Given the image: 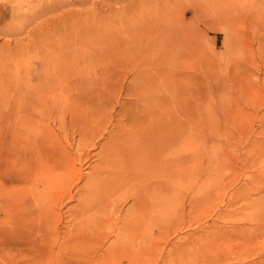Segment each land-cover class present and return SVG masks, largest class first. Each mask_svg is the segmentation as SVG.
<instances>
[{"label":"rangeland","instance_id":"obj_1","mask_svg":"<svg viewBox=\"0 0 264 264\" xmlns=\"http://www.w3.org/2000/svg\"><path fill=\"white\" fill-rule=\"evenodd\" d=\"M14 1L0 0V264H199V256L225 264L259 262L264 256V221L250 218L264 212V201L250 202L264 196V171L259 172L264 167V0H20L22 3L10 12L9 3ZM118 24L127 25L126 39L120 47L84 42L91 30L98 39L105 28L120 32ZM77 30L84 33V40L74 38ZM65 71L70 72V79L64 86ZM186 75L188 80L184 79ZM136 81L139 85H160L161 95L168 101L179 96L178 104L174 100L172 107L182 125L175 141V205L171 210L164 209L158 239L145 238L142 243L133 231L127 237L118 235L117 229L133 225L142 214L130 198L131 188L139 189L132 177L127 178L130 184L121 181L115 192L102 191L100 195L103 199L110 195L111 199L119 195L125 198L116 207L123 213L119 216L116 209L113 214L120 219L116 228L110 224L112 228L104 226L97 231L91 222L85 228L87 219L75 213L80 208L79 198H86L83 177L98 162L96 152L106 140H98L97 146L88 147V151L80 135L81 126L85 122L90 129L102 126L100 131L108 127L109 135H114L122 124H130L129 106L120 109V105L130 97L126 88ZM43 90L50 95L45 96ZM32 96L33 101L38 100L33 102ZM49 96L52 98L47 99ZM75 97L79 105L70 106L72 110L75 107L74 121L63 112V129L67 127L64 135L57 129V109L50 101L57 98L65 102ZM185 98L190 101L183 116L180 109ZM43 113L50 115L48 124L41 122ZM17 115L29 120L25 157L13 144ZM77 115L81 119L77 120ZM72 122L77 125L68 128ZM41 142H45V148ZM84 148L89 155L79 160L76 153ZM22 162L29 168L24 176L19 174ZM249 173L254 180H248L245 187L243 179ZM49 175H57L50 194L47 192L52 198L44 204L45 212L54 210L50 211L53 223L32 239L18 230H25L33 221L27 225L18 217L13 218L15 222L11 216L18 212L10 211L17 209V195L30 199ZM152 177L161 179L153 173L148 176L150 181ZM35 197L33 203L40 196ZM23 206L21 203L22 213L27 210ZM125 212L129 215L124 219ZM20 219L26 223L20 224ZM224 230L231 234L229 238L217 233ZM195 231L202 235L199 242H193ZM153 233L149 238L155 237Z\"/></svg>","mask_w":264,"mask_h":264},{"label":"bare ground","instance_id":"obj_2","mask_svg":"<svg viewBox=\"0 0 264 264\" xmlns=\"http://www.w3.org/2000/svg\"><path fill=\"white\" fill-rule=\"evenodd\" d=\"M25 2V1H23ZM22 1L20 0H16L14 2H11L9 4L10 8L7 9L10 12L14 11L16 9V7L21 4ZM211 4V3H210ZM8 8V7H7ZM209 8V7H208ZM262 8V7H261ZM264 9V8H262ZM214 10V9H213ZM123 18V17H122ZM121 18V19H122ZM219 18V17H218ZM251 20V19H249ZM121 21H125V19H122ZM215 22V21H214ZM108 23V22H106ZM120 23V22H119ZM126 24V23H125ZM207 24V23H206ZM211 24V23H210ZM110 25V24H108ZM119 25V24H118ZM120 25H124V24H120ZM119 25V26H120ZM107 26V25H106ZM115 26V25H114ZM210 26V25H209ZM208 26V27H209ZM105 27V26H104ZM111 28H113L112 26H110ZM207 27V28H208ZM211 27V26H210ZM126 28L127 25L125 26H120V32L118 30L112 29L115 32H108L106 31V28L104 30H102L103 35L102 37H99V39L97 38V36H95L94 34V30H91L89 33L87 32L88 35L87 39L84 42H88V44H98L100 46L103 47H120V45L122 43L125 42L126 39ZM217 27H215L214 30ZM225 28V27H224ZM223 28V29H224ZM238 27L236 26L235 29H237ZM220 29V28H219ZM222 29V27H221ZM226 29V28H225ZM207 29H205V32ZM211 30V28H210ZM213 30V29H212ZM229 30V29H228ZM233 30V29H232ZM116 31L117 32V36L116 35ZM226 31V30H225ZM200 32V31H199ZM259 32V31H258ZM74 33V32H73ZM72 33V34H73ZM79 33V34H78ZM77 34V35H76ZM74 34L78 39L84 40L82 37V35L84 33H81L77 30V33ZM204 34V33H203ZM203 34H201L203 36ZM225 35V34H224ZM69 36V35H68ZM72 36V35H71ZM201 37V36H200ZM77 39V40H78ZM81 40H78L80 43ZM76 42V40H75ZM83 42V41H82ZM70 44V42H67ZM185 43V42H184ZM57 44V43H55ZM77 44V43H76ZM82 44V43H81ZM259 44V43H258ZM71 45V44H70ZM73 45V44H72ZM75 45V44H74ZM61 46V45H60ZM76 46V45H75ZM178 46V45H177ZM62 47V46H61ZM187 48V47H186ZM76 50V49H75ZM179 51V50H178ZM72 52V51H70ZM65 54V53H64ZM62 55V54H61ZM63 56V55H62ZM65 58L67 59V56H65ZM64 60V59H63ZM69 60V59H68ZM67 62V61H65ZM63 64V63H62ZM70 65V64H69ZM63 66V65H62ZM68 66V64L66 65ZM71 66V65H70ZM65 67V66H64ZM181 67V66H180ZM69 68V67H68ZM182 68V67H181ZM66 70V68H65ZM180 71V70H179ZM66 72V71H65ZM64 73V72H63ZM67 75L64 74V86L65 84L68 83V80L70 79V72H66ZM58 74V71H57ZM69 75V76H68ZM43 76V75H42ZM67 76V77H66ZM72 76V75H71ZM50 77V76H49ZM47 77V78H49ZM38 78V77H37ZM44 78V77H43ZM51 78V77H50ZM175 78V77H174ZM179 78V77H178ZM181 78V77H180ZM186 78V80H188V76H184V79ZM190 79V78H189ZM175 80V79H174ZM43 82V81H42ZM45 82V81H44ZM49 82V80H48ZM55 82V81H54ZM63 82V80H62ZM135 82V81H134ZM176 82V81H175ZM183 82V81H182ZM180 82V84L182 83ZM185 82V81H184ZM138 83L140 84V82L138 81ZM136 81V83H133L130 85V87L126 88L127 92L126 94H130V97L126 99L125 102H122L120 105V109H123V107L125 105L129 106V115H130V124H122L120 128H118L117 132L114 135L111 134L109 135L110 131L104 127L103 131L97 129V127H93L90 129L89 124H87L86 122L83 123V128L80 129V132L82 135V141L85 143L86 142V149L88 150V147H96L98 144V140L101 139H106L104 143L100 144L99 146V150L96 152V157L98 160V162L96 163V165H92L93 168L92 170L86 175L85 177H83L84 184L82 186L83 188V192L86 195V198H79V200L81 201V203L79 204V201L77 203V205L79 204L80 208H76L75 213L77 214H82L84 216V218L87 219V223L91 222L94 225V229L95 230L97 228V231H100L104 226H107L108 228H110V224L113 225V227L115 226V228L118 226V222L120 221L119 216L121 215L122 210L119 209V207L122 205H120L119 203L121 201H123L125 198L122 199V195H119L118 197H115L113 199L112 195L109 196V198H105L103 199L102 196H100L101 194H104L108 191H112L115 192L117 189L116 187L118 186V184L121 181L131 179L134 182H138L136 185H138L139 189L137 188H131V196L132 197V203H133V207H136L140 213H142L141 215H138V217H136V219L134 220V224L131 226H123L120 225V227H118V235H127L130 233L129 231H133L132 234L136 235V237L138 239V242L142 243L141 241L144 240L145 238L148 239H158L157 237H159V231L157 232V230L160 228V223L162 221V213L164 211V209H168L171 210L173 208V206L175 205V197L173 194V188H172V181L174 180L175 176H177V171H176V162L174 159V156L176 154V148H175V141L178 139V132L179 130H181L182 125H180V123L178 122V119H176V115H174L173 112V107L172 104L175 102L177 103L176 98L179 96H174L175 98H173L174 100H172L171 98H169V101L166 97H163L162 94V90L160 91V85H158L157 87H153V82L152 84H146V83H142L141 85H139ZM150 83V82H149ZM188 83H190L188 81ZM37 84V83H36ZM35 84V85H36ZM60 84V83H59ZM155 84V83H154ZM179 84V83H178ZM187 84V82H186ZM39 85V84H38ZM41 85V82H40ZM52 85V84H51ZM139 85V86H138ZM164 85V84H163ZM174 85V84H173ZM176 85V84H175ZM174 85V88H175ZM183 85V84H182ZM48 86V85H47ZM46 86V90L47 87ZM54 86V85H53ZM166 86V85H165ZM171 85H169L170 87ZM37 87V86H36ZM52 87V86H51ZM55 87V86H54ZM53 87V89H54ZM163 87V86H162ZM177 87V86H176ZM182 87V86H181ZM188 88V87H187ZM191 88V87H190ZM35 89V88H34ZM52 89V88H51ZM52 89V90H53ZM171 89V87L169 88ZM179 89V87L177 88ZM181 89V88H180ZM193 89V88H192ZM41 90V89H40ZM46 90H43L47 95L48 92H46ZM163 90L166 91L163 87ZM176 90V88H175ZM186 90V89H184ZM188 90V89H187ZM33 91H36L33 90ZM42 91V92H43ZM48 91V90H47ZM132 91V92H131ZM173 91V90H171ZM192 91V90H190ZM131 92V93H130ZM169 92V91H168ZM167 92V93H168ZM37 93V92H35ZM40 93V92H39ZM51 93V92H49ZM48 93V94H49ZM172 92H170L171 95ZM188 93V91H187ZM54 94V92L52 93ZM77 94V93H76ZM164 94V93H163ZM179 94V93H177ZM192 93H189V96L191 98ZM33 95V94H32ZM36 95V94H35ZM34 95V96H35ZM50 95V94H49ZM133 95H135V97H133ZM165 95V94H164ZM77 96H80L79 94H77ZM108 96V95H107ZM172 96V95H171ZM183 96V95H182ZM188 96V94L186 95ZM37 97V96H36ZM51 96L47 97L50 98ZM54 97V96H53ZM105 97V96H104ZM170 97V96H169ZM185 97V96H183ZM29 98V97H28ZM39 98V97H38ZM42 98H44L42 96ZM52 98V97H51ZM80 98V97H79ZM106 98V97H105ZM134 98V99H133ZM27 99V98H26ZM32 101H33V96H32ZM35 100H38L36 98H34ZM192 99V98H191ZM28 100V99H27ZM34 100V101H35ZM41 99L39 98V101ZM78 100V98L75 97V100L73 99H68L65 102L60 101V99L55 98L54 101H52L51 99V103L52 105L55 106L56 110V114H55V118L54 121L57 122L58 130H63V133L67 131V127L64 128L65 123H66V118L63 114V112H68V115L70 116V120H72V118L75 116V107L71 106L74 104L75 106H78L79 104H75L76 101ZM89 100V99H88ZM33 101V102H34ZM83 101V100H82ZM180 100H178L179 102ZM189 98H185V100L183 101L182 105H181V109L177 106H175V108L177 107V109L179 108L182 112H183V116H186V110L188 109V103H189ZM81 102V101H80ZM88 102V101H87ZM86 102L85 105H88ZM90 102V100H89ZM96 102V101H95ZM18 103V102H17ZM20 103V102H19ZM36 103V102H35ZM44 103V102H43ZM84 104V103H82ZM92 104V102H91ZM90 104V105H91ZM109 106V103H107ZM105 103V105H107ZM178 104V103H177ZM176 104V105H177ZM181 104V103H180ZM36 105V104H35ZM97 105V104H96ZM191 105V104H190ZM63 106V110L61 109V107ZM82 106V105H80ZM94 106V105H92ZM103 106V105H102ZM174 106V105H173ZM95 107V106H94ZM93 107V109H94ZM99 107V106H98ZM104 107V106H103ZM106 107V106H105ZM17 108V107H16ZM36 108V107H35ZM50 108V107H49ZM84 108V106H83ZM96 108V107H95ZM100 108V107H99ZM98 108V109H99ZM61 109V110H60ZM87 109V108H86ZM91 109V108H90ZM102 109V108H101ZM33 110V109H32ZM70 110L72 113H70ZM79 110V107H78ZM97 110V108H96ZM106 110V109H105ZM191 110V109H190ZM35 111V110H34ZM82 111V110H81ZM93 111V110H92ZM100 111V110H98ZM121 111V110H120ZM177 111V110H176ZM181 111H179L181 113ZM28 112V111H27ZM45 112V111H44ZM97 112V111H95ZM104 112V111H103ZM102 112V113H103ZM178 112V111H177ZM39 113V112H38ZM48 113V112H45ZM43 113V118L44 121L41 119V122L43 123H47L46 120L49 121L50 119V115ZM84 113V111H83ZM81 112V114H83ZM29 114V113H28ZM53 114V113H52ZM101 114V113H100ZM107 114V113H106ZM102 115V114H101ZM123 115V114H122ZM182 115V114H180ZM18 116V115H17ZM16 116V117H17ZM20 116V115H19ZM18 116V119L16 121V130L14 132V137H13V144L15 145V147L18 149V152H20V154H23L25 157V151L27 148L26 142H27V138H28V131L25 129V127L28 128V124H26L27 122H29L28 119L23 118L21 115L20 118ZM26 116V115H25ZM84 116V115H83ZM88 116V115H87ZM86 116V117H87ZM91 115H89L90 117ZM29 117V115H28ZM81 117V116H80ZM86 117L84 119H86ZM99 117V116H97ZM106 116H103V118ZM88 118V117H87ZM102 118V119H103ZM81 119V118H79ZM78 119V115H77V120ZM28 120V121H27ZM31 120V118H30ZM89 120V119H88ZM106 122V118L103 119ZM74 121V120H72ZM82 121V120H81ZM87 121V120H86ZM122 121V120H121ZM13 122V121H12ZM36 122V121H35ZM40 122V121H39ZM54 122V123H55ZM84 122V121H83ZM88 122V121H87ZM31 123H33V121H31ZM43 123V124H44ZM12 124V123H11ZM37 124V123H36ZM39 124V123H38ZM42 124V125H43ZM48 124V123H47ZM105 124V123H104ZM111 124V123H110ZM14 125V122H13ZM30 125V124H29ZM41 125V124H40ZM77 125V122H72L71 124L67 125L68 128L70 127H74ZM88 125V128L87 126ZM187 125V124H186ZM33 126V125H32ZM31 126V127H32ZM47 126V125H45ZM12 127V126H9ZM181 127V128H180ZM94 128V131H93ZM111 128V127H110ZM187 126L186 129L187 130ZM7 129V128H6ZM5 129V130H6ZM30 129V128H29ZM32 129V128H31ZM84 129V130H83ZM90 131H89V130ZM79 130V129H78ZM189 130V129H188ZM84 133H83V132ZM88 131V133H87ZM93 131V132H92ZM5 132V131H4ZM62 132V131H61ZM73 132V130L71 131ZM91 132V133H90ZM9 133V132H8ZM4 134V133H3ZM11 135V134H10ZM65 135V133H64ZM86 135H90L89 137ZM5 136V135H4ZM48 137L50 135H47ZM9 137V136H8ZM73 138V137H72ZM34 141V140H33ZM42 141H46V140H42ZM81 141L80 137L79 140ZM4 142V141H3ZM29 142V141H28ZM34 143V142H33ZM42 143V142H41ZM29 144V143H27ZM43 147L45 148V142L42 143ZM50 144V143H48ZM47 145V143H46ZM32 146V145H30ZM49 146V145H48ZM54 146V145H53ZM50 147V146H49ZM48 147L47 150H50V148ZM86 149L84 148L81 152H77L75 156L76 158H78L79 160H81V158L83 155L87 156L89 155L88 152H85ZM29 150V148H28ZM31 151V150H30ZM38 151V150H37ZM52 151V150H50ZM90 151V150H88ZM32 152V151H31ZM49 152V151H48ZM53 152V151H52ZM52 152H49L52 153ZM36 153V151H35ZM47 154V151L45 152ZM56 153V152H55ZM42 154L45 156L46 154H44L42 152ZM95 154V153H94ZM42 155V156H43ZM48 155V154H47ZM55 154H53V157ZM67 155V154H66ZM91 155V154H90ZM49 156V155H48ZM47 156V157H48ZM59 156V155H58ZM46 157V158H47ZM51 157V156H50ZM60 157V156H59ZM58 157V161L59 158ZM86 157V156H85ZM90 157V156H89ZM43 158V157H42ZM70 157H66L67 161L70 160ZM88 158V157H87ZM56 159V158H53ZM43 160V159H42ZM49 160V159H48ZM61 160V159H60ZM74 160V159H73ZM44 161V160H43ZM41 162V161H40ZM50 162V161H49ZM21 163V162H20ZM23 163V162H22ZM43 163V162H42ZM53 163V162H51ZM60 163V161H59ZM73 163V162H72ZM75 163V162H74ZM40 164V163H39ZM41 165V164H40ZM43 166V165H42ZM57 166V165H55ZM40 167V166H39ZM58 167V166H57ZM253 168V167H251ZM262 169L259 171L261 173V171H264V167H261ZM19 169V168H18ZM57 169V168H55ZM29 168H27V163L24 162L23 163V169L19 172V174H22V176H24V174L27 172L28 174ZM56 171V170H54ZM257 171V170H256ZM47 172V171H46ZM57 173V172H56ZM156 177H159L161 179L155 180H149L148 176L151 177V175ZM50 174V173H49ZM60 174V173H58ZM156 174V175H155ZM158 174V176H157ZM51 175V174H50ZM49 175V176H50ZM252 174L249 173L247 176L244 177V182H245V187L248 184V180L253 179L254 176H251ZM46 177L43 181L42 184L43 186L41 188L38 189H34L35 192H37V197L38 199L37 202H32L34 200V198H36V194L32 195L33 197H31L30 199H26V198H22L21 196H16L17 199H15L14 201V206L16 205L17 209L14 208L15 210H12L10 212L12 213H17L16 214H12L11 219L14 220L16 222V220H18L17 218H23V220H25L26 222H24L23 220H21V222H19L20 224H22V222L26 223L27 225H29L31 223V221H33V223L30 224V226H26L25 230H23L21 228V226L24 225H20L18 224V226L21 228L19 229L18 227V232L19 233H24L25 235H28L29 237H34L32 239H36L38 237V234L40 232H42V229L44 228V226H48L51 225V223H53V214L50 213V211L54 212V210H47L45 212L44 208L45 205V201H49L51 200L52 197H49V195H47L49 192L48 190L50 189L51 184L53 185V183L56 180V176L57 175H52L50 177ZM61 176H58L57 178H59ZM81 177V176H80ZM163 178H166V182H163ZM38 179V178H37ZM130 179V180H131ZM81 180V179H80ZM254 180V179H253ZM15 181V180H14ZM129 183V180H127ZM37 182V181H36ZM132 182V183H134ZM122 183V182H121ZM120 183V184H121ZM125 184V183H124ZM123 184V185H124ZM130 184V183H129ZM163 184V185H161ZM37 185V184H36ZM122 185V186H123ZM30 186V185H29ZM53 187V186H52ZM64 187V186H63ZM128 187V186H127ZM137 187V186H136ZM244 187V188H245ZM76 188V187H75ZM119 189V186L117 187ZM125 188H122V191ZM167 189V190H165ZM63 190V189H62ZM115 190V191H114ZM241 190V189H240ZM33 191V190H32ZM31 191V192H32ZM96 191H100L99 194H96ZM104 193H103V192ZM128 191V190H127ZM165 191H167V198H166V193ZM48 192V193H47ZM102 192V193H101ZM250 192V191H249ZM45 194V197H43V195ZM57 193V192H56ZM111 193V194H112ZM50 194V193H49ZM55 194V193H54ZM77 194V193H76ZM118 193H115V195H117ZM124 194V193H123ZM22 195V194H20ZM26 196V194H24ZM57 195V194H56ZM75 195V194H73ZM126 195V193L124 194ZM262 195V194H261ZM56 200L57 196H54ZM124 197V196H123ZM127 197H129V195H127ZM29 198V197H28ZM72 198V196H71ZM52 199V200H53ZM111 199V200H107ZM122 199V200H121ZM54 200V201H55ZM35 201V200H34ZM258 201H264V196H260V197H256L255 199H252L250 203H252L253 205L255 203H257ZM52 202V201H51ZM21 203H23V207H25L24 210L27 213H22L23 210H20V206ZM45 204V205H44ZM58 204V203H57ZM27 205V207H26ZM76 205V206H77ZM119 205L118 209L116 208ZM13 206V207H14ZM112 206L114 209H109V207ZM78 207V206H77ZM131 208V207H130ZM22 209V208H21ZM68 209V208H67ZM74 209V207H73ZM118 210V214L119 216L116 218H113V214L114 212ZM136 209V211H137ZM110 210V211H107ZM130 210H133V208H131ZM22 211V212H21ZM70 211V210H69ZM142 211V212H141ZM50 216H49V214ZM72 212V211H71ZM48 215H47V214ZM123 213V212H122ZM129 213V212H127ZM8 214V213H7ZM116 214V213H115ZM144 214V215H143ZM21 215V216H20ZM129 215V214H128ZM126 212L124 214H122L123 218L125 219L126 216ZM150 215V216H149ZM146 216H148L146 218ZM254 216H256V218H254ZM253 217L250 218L251 221H264V212L260 213L258 216L256 214H254ZM55 217V214H54ZM9 218V214L7 216V219ZM15 218V219H13ZM31 218H34L31 220ZM56 218V217H55ZM8 221V220H7ZM14 222V223H15ZM18 222V221H17ZM91 223L86 224L85 228L90 226ZM17 225V223H15ZM15 225V226H16ZM53 225V224H52ZM14 226V227H15ZM13 227V226H12ZM28 227V228H27ZM50 227V226H49ZM84 227V225H83ZM16 228V227H15ZM27 228V229H26ZM47 228V227H46ZM52 228V227H51ZM112 228V227H111ZM14 229V228H12ZM11 229V231H12ZM17 229V228H16ZM56 229V228H55ZM46 230V229H45ZM43 230V231H45ZM48 230V229H47ZM149 230V231H148ZM202 230L204 231V229L202 228ZM17 231V230H16ZM21 231V232H20ZM56 231V230H55ZM147 231L149 233H147ZM15 232V230H14ZM47 232V231H46ZM51 232V231H50ZM87 232V231H86ZM151 232L155 233V237H150L151 236ZM196 232V231H195ZM193 232L192 234L194 236L197 235V233L199 234V232ZM202 232V231H201ZM43 233V232H42ZM91 233V232H89ZM153 233V234H154ZM158 233V236H157ZM219 234L220 237H225L229 238L228 235H231L229 233H227L225 230L221 231V232H217ZM150 234V235H149ZM202 234V233H201ZM125 235V236H126ZM191 235V234H190ZM27 236V238H28ZM88 236V235H87ZM41 237V236H40ZM117 237V236H116ZM42 238V237H41ZM87 238V237H86ZM30 239V238H29ZM191 239V238H190ZM202 239V235H197V237L193 238V242H199ZM191 241V240H190ZM153 242V241H151ZM157 242V241H156ZM139 243V244H140ZM154 243V242H153ZM33 244V243H32ZM201 244V243H200ZM2 245V244H1ZM202 245V244H201ZM35 248V247H33ZM202 248V247H201ZM24 250V249H23ZM29 251V250H28ZM26 254V253H25ZM35 255V254H34ZM37 255V254H36ZM57 255V254H56ZM27 259V258H26ZM28 260V259H27ZM199 264H225L223 260H218L216 258L214 259H208L204 256H199ZM40 261V260H39ZM189 261V259L187 260ZM18 262V261H17ZM21 263V262H20ZM34 263V262H32ZM189 263V262H188ZM231 264V263H230ZM233 264V263H232ZM256 264H264V256H262V258L260 259L259 262H256Z\"/></svg>","mask_w":264,"mask_h":264}]
</instances>
